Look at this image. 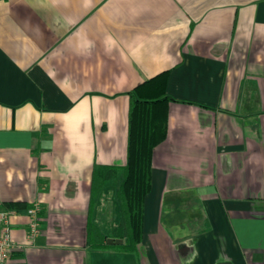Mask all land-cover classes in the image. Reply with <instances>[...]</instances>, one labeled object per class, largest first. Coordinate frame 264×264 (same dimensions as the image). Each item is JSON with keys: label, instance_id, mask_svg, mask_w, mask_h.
Masks as SVG:
<instances>
[{"label": "crops", "instance_id": "1", "mask_svg": "<svg viewBox=\"0 0 264 264\" xmlns=\"http://www.w3.org/2000/svg\"><path fill=\"white\" fill-rule=\"evenodd\" d=\"M161 74L141 240L104 246L129 93ZM36 202L8 264H264V0H0V209Z\"/></svg>", "mask_w": 264, "mask_h": 264}, {"label": "trees", "instance_id": "2", "mask_svg": "<svg viewBox=\"0 0 264 264\" xmlns=\"http://www.w3.org/2000/svg\"><path fill=\"white\" fill-rule=\"evenodd\" d=\"M161 74L137 85L130 93L127 116L126 157L123 177L117 189L120 223L112 237L123 239L124 248L133 249L141 240L144 198L150 190V168L153 148L166 134V104L171 99L165 94ZM114 167L94 170L91 182V199L101 189L105 179L115 175ZM8 208H23L20 203H8ZM106 246V236L100 237Z\"/></svg>", "mask_w": 264, "mask_h": 264}, {"label": "built area", "instance_id": "3", "mask_svg": "<svg viewBox=\"0 0 264 264\" xmlns=\"http://www.w3.org/2000/svg\"><path fill=\"white\" fill-rule=\"evenodd\" d=\"M39 203L27 208H1L0 209V264H8L11 253L15 248L12 238L11 219L20 214L29 218V237L33 238L39 233Z\"/></svg>", "mask_w": 264, "mask_h": 264}, {"label": "water", "instance_id": "4", "mask_svg": "<svg viewBox=\"0 0 264 264\" xmlns=\"http://www.w3.org/2000/svg\"><path fill=\"white\" fill-rule=\"evenodd\" d=\"M107 244H121L122 240L121 239H112V238H108L106 240Z\"/></svg>", "mask_w": 264, "mask_h": 264}]
</instances>
